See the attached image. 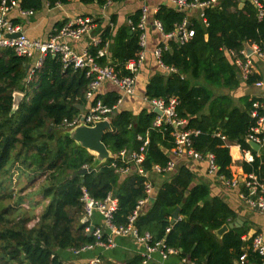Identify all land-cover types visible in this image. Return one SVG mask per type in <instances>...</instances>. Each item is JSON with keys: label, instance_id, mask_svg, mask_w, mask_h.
<instances>
[{"label": "trees", "instance_id": "16d2710c", "mask_svg": "<svg viewBox=\"0 0 264 264\" xmlns=\"http://www.w3.org/2000/svg\"><path fill=\"white\" fill-rule=\"evenodd\" d=\"M50 1L54 4L56 0ZM258 1L263 5L262 15L251 0L242 7L241 0H218L216 5L207 7L206 27L191 21L190 27L195 30L191 40L181 45L171 40L172 49L161 52L162 62L177 71L154 75L146 88L151 98L178 100L177 112L186 120V128L201 131L193 136V147L203 154L213 153L219 173L227 179L232 178V156L215 132L239 140L246 148L244 137L255 125L250 109L263 98L245 96L241 98L245 108L241 109L228 95L214 97L212 87L234 90L241 84L230 50L241 51L246 44L264 47V0ZM21 6L40 10L43 0H21ZM139 16L140 12L131 18L134 26ZM156 16L164 32L170 33L185 13L163 6ZM140 35L139 28L124 27L119 32L111 64L118 76L130 74L125 65L138 57ZM97 50L95 47L91 52L96 54ZM99 62L106 63L102 57ZM29 72L26 57L0 47V264H64L58 249L80 248L96 240L86 232L89 223L83 221L82 187L99 200L115 194L118 209L114 223L124 225L145 196L144 178L133 174L120 179L112 166L113 157L94 166L95 155L63 134V120L78 116L81 110L77 104L86 103L90 78L84 71L64 68L58 55L48 54L27 81ZM200 78L206 82H198ZM259 78L252 74L246 82L252 84ZM17 91L24 92V97L13 111ZM98 99L112 107L117 104L119 93L111 91L94 100ZM206 107L208 114L203 112ZM155 118L156 113L148 109L142 110L137 119L130 111L116 110L112 130L104 134L103 141L115 154L128 146L138 149L142 143L136 135L148 133L145 167L165 164L168 156L162 147H174L173 128L153 126ZM116 163L121 165L119 160ZM84 168L88 169L81 172ZM244 169L264 178V155L251 164L245 163ZM22 177L27 181L20 188V193L24 192L16 196L13 188L21 185ZM209 196L210 188L197 184L194 173L182 165L173 179L158 190L150 208L139 214L135 225L140 234L149 232L153 243L165 240L166 247L181 246L179 255L190 256L196 264H236L245 252L249 263L261 264L262 256L251 248L245 250L251 243L242 239L248 231L246 227L233 228L217 237L214 230L235 219L236 213L220 197ZM25 201L29 208L23 207ZM178 206L181 218L172 223ZM39 207L41 211L36 214ZM32 221L35 223L30 227ZM141 263L142 258L136 256L125 264Z\"/></svg>", "mask_w": 264, "mask_h": 264}, {"label": "built area", "instance_id": "2783aa9c", "mask_svg": "<svg viewBox=\"0 0 264 264\" xmlns=\"http://www.w3.org/2000/svg\"><path fill=\"white\" fill-rule=\"evenodd\" d=\"M145 1V0H142ZM178 4L180 7L190 10L201 11V17L207 26V20L205 18L204 10L213 5L216 0H171ZM259 9L260 15L263 14V5L258 0H251ZM18 8L23 15L33 14V10H25L21 7L19 0H0V47L11 48L17 55L29 58L35 53H38V57L34 63V67L28 74V81L32 79V76L36 70L42 66L45 57L48 54L58 55L64 68L72 67L73 69H79L85 72L86 76L90 78L86 97L92 101V105L89 110L84 114H79L72 120L64 119L61 123L64 129L72 130L79 125L86 124L94 126L97 122L108 120L110 121L111 115L114 113L118 105L123 101L125 95H131L135 92V85L137 81V72L145 59V47L147 26L146 17L149 11V7L144 4L141 9V16L136 26L130 21L132 29L139 28L141 31L139 44L141 50L139 51L136 59L130 60L126 63L125 68L130 74L125 76H118L115 68L111 64L102 65L99 62L101 57L106 55L105 48H101L96 54L90 52H84L82 54L76 53L68 40H74L81 38L91 27L94 25L93 19L90 17H78L73 20L66 21L61 27L56 28L50 35V38L46 41L30 39L22 30L19 24L13 22L8 14L11 10ZM156 25L162 30V23L156 20ZM16 34H19L16 36ZM195 35V30L190 27L188 21H184L180 24L175 32H171L167 36L176 37L180 44H185L191 40ZM250 52L245 47L241 51L230 50V54L234 58V62L241 73V76L247 80L253 72V55L264 56V47L260 48L258 45H249ZM156 54L160 56L161 51L156 50ZM111 81L118 86L121 90V96L118 102L114 106H109L103 102V100H94L95 96L105 81ZM262 80L256 81V85L261 86ZM24 94V92H21ZM146 101L149 103L151 110L155 112V109L161 111V114L156 113V118L153 122V126L162 127L163 125L172 126V136L174 138L173 154L176 156L188 155L195 160H203L208 163V170L211 174H219V166L215 161V155L213 153L203 154L193 147V136H197L201 133L199 129L186 128V120L179 117L177 112L178 100L175 97L168 99L161 97H146ZM264 104L261 101H255L250 109V114L255 119V125H253L246 135L247 140L255 142L257 144L264 145ZM215 135L220 137L226 145L229 147L227 137L221 132H215ZM137 140L142 144L138 149H129L125 147L119 152L112 155L115 161L112 166L116 168V171L120 174H127L130 172L132 166L136 167V174L144 178V191L145 196L141 198L133 212L128 216V221L124 225H116L114 223V215L118 209V199L112 194H108L103 200L94 198L86 187H82L81 202L84 208V218H87V222L98 212L103 218V224L101 226H92L88 224L86 231L91 233L95 237V241L83 245L80 248H72L74 254H80L83 251L93 249L96 246L109 247L112 245V241L108 238L105 239V233L116 234L121 236H133L139 242L143 243L146 248L143 263L147 264L152 255L159 251L164 258L170 254H179L177 248L166 247L165 243L161 241L152 242L149 232L140 234L135 222L143 209V206L149 203L153 192L154 185L150 180V173L155 172L161 175L171 172L176 164L173 160H168L165 164L155 163L149 169L145 167L146 149L149 145V134L145 136L137 134ZM116 160L121 161V165L116 163ZM221 177H225L221 175ZM229 185H236L238 180L236 178L226 179ZM244 185L246 189L245 197L248 203L257 208L264 214V181L258 177V175L252 171L246 174L244 179ZM33 222V221H32ZM35 222V221H34ZM170 231V228L167 229ZM252 251L264 258V238L262 235H255L252 240ZM183 261L186 264H196L189 258L183 257ZM240 264L247 263V254H243L239 259ZM87 264H102L100 257H93Z\"/></svg>", "mask_w": 264, "mask_h": 264}, {"label": "crops", "instance_id": "0c3cea01", "mask_svg": "<svg viewBox=\"0 0 264 264\" xmlns=\"http://www.w3.org/2000/svg\"><path fill=\"white\" fill-rule=\"evenodd\" d=\"M19 1L21 5V0ZM217 1L218 0H216V2L211 6L216 5ZM245 1L246 0H241L240 4H244ZM144 4L149 7L146 17L147 36L145 59L137 72V81L134 94L125 95L123 97L122 103L116 108V110L123 109L130 111L133 114L134 119H137L142 110H151L149 103L146 101V97H149L147 95L146 88L150 79L158 73H164L167 75L170 72L177 71L175 67L165 65L161 60V54L158 56L156 54V50L159 49L162 52L163 50L169 48L172 49L170 46L171 40L181 45L175 36L169 37L167 35L171 32H175L176 28L185 20L189 23L196 20L202 26L206 27L201 17V11L185 9L171 0H56L54 4H52L50 0H43V6L40 10L26 9L21 6L25 10H33V14L23 15L20 12V9L15 8L9 12L8 17L16 24H19L22 27L23 32L30 39L40 41H46L49 39L54 30L61 27L68 20H73L78 17H90L93 19L94 23L91 29L79 39L68 40V43L71 45L72 49L79 54L84 52L93 53L91 50L95 47H98V50L105 48L106 55L102 58L105 59L106 63L104 65H106L112 63L114 64L113 51L119 32L124 27L127 29L132 28L130 24L131 18H133L139 12L141 16V9ZM163 6L170 7L185 13L184 19L181 21V23L176 24L175 29L170 33L164 32L163 25L162 30L156 25V20H159L156 14ZM37 57L38 53H35L33 56L27 58L29 62V71L34 67ZM237 72V75L240 74V86L234 90H230L224 86L212 87V91H214V97L228 95L232 99L233 104L240 107L239 102L241 101V98L248 95H253L255 97L263 98L261 102L264 104V56L258 55L257 53L253 55V72L255 77L260 76L258 80L263 81L261 86L256 85V81H258L257 79L254 83L248 84L241 76V73L239 71ZM192 82L195 83L196 80L194 79ZM198 82L205 83L206 81L203 78H200ZM251 88H254L256 91L254 93H250L249 91ZM111 91H117L120 98L121 90L116 84L107 80L103 82L96 96L104 95ZM216 91L219 93H216ZM91 105L92 101L86 97V103L83 106L77 104L78 108L81 110L79 114L86 113ZM116 110L111 115V123L112 117L116 113ZM203 112L208 114L209 108L206 107ZM246 135L244 137V140L248 144L246 148H244L243 144L239 140H230L227 138L229 147L223 141L225 146L229 148L230 155L232 156L230 169L232 171V177L238 180L236 185H229L226 181L227 178L221 177L220 173H209L208 163L206 161L195 160L188 155L176 156L173 154L172 148L169 149L164 147L167 151L164 149L162 150L167 154L168 160H173L176 166L171 172L164 175L155 172L150 173V180L154 185V192L149 203L143 206V209L140 213L145 212L150 208V206L154 203L158 190L161 188V186L166 182H170L177 173L179 167L184 165L194 173L195 182L197 184H205L210 188V199L216 196L220 197L230 206L231 209L235 211L236 218L228 221L222 226L235 223L239 218H242L241 224H239V226H234L233 228H247L248 231L242 236V239L244 242H248L249 240L251 241L250 244L246 245L245 250H248L249 248L252 249L251 244L255 235H262L264 238V214L257 208L251 206L245 197L246 189L244 185V179L246 174L249 172L245 171L244 164H251L254 159H256V157L261 158L262 155H264V145L258 144L259 148H254L250 144V141L247 140ZM128 148L134 149L130 146H128ZM111 153L112 155L114 154L112 151ZM133 174H136V167L134 166L131 167L130 172L127 174L118 173V175H120V179ZM258 177L260 178L259 175ZM260 179L264 181V178ZM113 196H115V194ZM201 204H203V202H201ZM177 208H179L178 218L175 222H172L174 218L172 214V223H176L181 218L180 206ZM34 223L35 222H31L29 226L32 227ZM86 223H89L92 226H101L104 222L101 214L96 212L89 222ZM233 228H229L228 231ZM218 229L214 230V233L218 238H221L225 233L228 232L226 231L220 236L217 234ZM104 237L105 239L109 238L112 241L111 246L106 248L96 246L93 249L83 251L80 254H74L72 248L66 250L58 249L57 252L64 264H87L90 259L96 256L101 258L102 264H125L129 259L140 256L142 258L141 264H144L143 261L144 258H146V248L145 245L139 242L136 238L133 236H121L116 234L110 235L108 233H105ZM163 242H165V240H163ZM180 248L181 247L179 246L177 249L180 251ZM244 254L248 253L245 252ZM186 258L191 260L190 256H186ZM153 263L186 264L183 261V257L179 254H170L168 257L164 258L159 251L152 255L147 264ZM236 264H240L239 260L236 262ZM246 264L253 263H249L247 261ZM261 264H264V261Z\"/></svg>", "mask_w": 264, "mask_h": 264}, {"label": "water", "instance_id": "95a60500", "mask_svg": "<svg viewBox=\"0 0 264 264\" xmlns=\"http://www.w3.org/2000/svg\"><path fill=\"white\" fill-rule=\"evenodd\" d=\"M243 6V3L240 4V7ZM19 34H16L18 36ZM247 48L248 52H250L249 45H245ZM238 77L240 78V74H238ZM24 97V94L17 91L14 93V103H13V111L17 110L19 107L22 99ZM156 113L161 114V111L158 109L154 110ZM112 130V124L108 120H103L97 122L94 126H89L86 124L79 125L78 127L68 130L64 132L63 134L66 136H69L75 142L77 145L86 148L89 152L95 155V163L94 166H98L105 162L109 157L112 156L111 150L107 147V145L103 141L104 134L107 131ZM250 144L258 149L259 145L250 142ZM162 149L166 150L164 147ZM167 151V150H166ZM88 168H84L81 170V172L86 171ZM179 214V208H177L174 213H173V220L172 222H175L176 219L178 218ZM84 222H87V218H83ZM242 218H239L235 223H230L227 225L222 226L220 229L217 230L218 235H223L226 231H228L229 228H233L234 226H239L241 224ZM181 247V246H180ZM181 249V248H180Z\"/></svg>", "mask_w": 264, "mask_h": 264}, {"label": "rangeland", "instance_id": "374dc122", "mask_svg": "<svg viewBox=\"0 0 264 264\" xmlns=\"http://www.w3.org/2000/svg\"><path fill=\"white\" fill-rule=\"evenodd\" d=\"M256 90L254 89V88H251L250 89V93H254ZM214 92V91H213ZM216 93H219L218 91H216ZM239 106L242 108V109H244L245 108V105H244V102L241 100L240 102H239ZM62 130V132L64 133V132H66V131H68L67 129H61ZM22 179V183H21V185H16V187L15 188H13L14 189V191H15V195L17 196L18 194H21V195H23V192L22 193H20L21 191H20V188H21V186H23V185H26V179L25 178H21ZM36 186H38V183H36ZM28 192H30V191H28ZM25 206V207H24ZM23 207L24 208H29V203H28V201H25V203H24V205H23ZM40 211H41V208L39 207V208H37V210H36V214H39L40 213Z\"/></svg>", "mask_w": 264, "mask_h": 264}]
</instances>
